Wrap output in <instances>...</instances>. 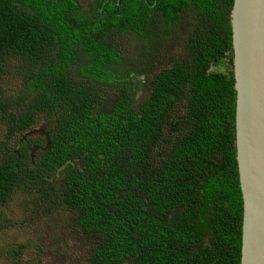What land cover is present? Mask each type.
<instances>
[{
    "label": "trees",
    "instance_id": "obj_1",
    "mask_svg": "<svg viewBox=\"0 0 264 264\" xmlns=\"http://www.w3.org/2000/svg\"><path fill=\"white\" fill-rule=\"evenodd\" d=\"M234 2L0 0V127L10 138L25 133L0 147V232L2 208L17 192L27 195L23 209L38 205L36 190L57 194L51 204L69 212L89 248L85 264H242ZM186 17L185 55L154 71L135 105L145 82L135 66L155 61ZM13 59L28 80L7 98ZM224 59L230 71L218 68ZM109 86L118 89L111 107ZM56 116L49 144L30 134ZM8 252L41 264L22 246Z\"/></svg>",
    "mask_w": 264,
    "mask_h": 264
},
{
    "label": "rangeland",
    "instance_id": "obj_2",
    "mask_svg": "<svg viewBox=\"0 0 264 264\" xmlns=\"http://www.w3.org/2000/svg\"><path fill=\"white\" fill-rule=\"evenodd\" d=\"M90 1L92 0H80L81 4H85L84 6H87ZM191 23L190 17L184 18L176 31H174L170 41L162 45V48L158 47L159 52L156 58H154L155 61L143 59L141 63L135 66L134 73L138 76L137 79L140 77L145 80L144 83L137 81V85L135 86L136 97L140 101L135 103V105L140 104L146 99L149 93L148 82L154 71L170 65V58L176 57L179 59L185 55L184 38L189 31ZM133 38L129 37L124 41L125 44L131 45V50H133L139 41V37L133 36ZM219 64L218 68L222 71L231 70L232 63L228 60L224 59ZM25 70L26 65L22 60L13 59L9 61L6 74L3 78L7 98H12L11 96L17 98L23 94L25 83L28 80ZM213 70L215 69L213 68ZM107 91L111 93L106 98L102 97L107 106L111 107L118 95V89L109 86ZM44 122L45 120L40 117L37 124L29 131L40 128ZM8 128L5 125L0 127V147L3 146L4 142L9 146H14L15 140H19L25 136V133H17L15 137L10 138ZM3 154L4 152L2 151L0 157ZM36 160L38 161V156L35 158V163ZM53 187L54 185H49L50 190ZM33 193L39 202L38 205L30 203L27 208L23 209L21 203L26 193L17 192L10 202L2 208L5 217L3 228L0 232V263L17 264L13 261L8 250L12 245H19L26 249L24 253L25 260H33L35 262L39 259L41 264H85L89 248L86 244H81L80 235L77 234L78 232L71 225L68 217L69 212L60 207V205L54 207L51 204V201L58 202L57 194H36V190ZM48 209H51L53 212L49 213ZM56 227L58 228L56 229ZM39 249L41 254L38 256L36 252Z\"/></svg>",
    "mask_w": 264,
    "mask_h": 264
},
{
    "label": "water",
    "instance_id": "obj_3",
    "mask_svg": "<svg viewBox=\"0 0 264 264\" xmlns=\"http://www.w3.org/2000/svg\"><path fill=\"white\" fill-rule=\"evenodd\" d=\"M231 23L236 148L244 204L242 264H264V0H235ZM56 118L37 131L48 144L46 128L57 124Z\"/></svg>",
    "mask_w": 264,
    "mask_h": 264
},
{
    "label": "clouds",
    "instance_id": "obj_4",
    "mask_svg": "<svg viewBox=\"0 0 264 264\" xmlns=\"http://www.w3.org/2000/svg\"><path fill=\"white\" fill-rule=\"evenodd\" d=\"M55 120V119H54ZM53 120V121H54ZM57 120V119H56ZM50 122H52V121H50ZM49 121L48 122H44L42 125H41V127L40 128H38V129H34V130H32V131H30V132H37L38 130H40L41 128H42V126L44 125V124H47V123H50ZM38 134H40L39 132H37V133H35L34 134V136H37ZM41 135V134H40ZM43 136V135H42Z\"/></svg>",
    "mask_w": 264,
    "mask_h": 264
},
{
    "label": "flooded vegetation",
    "instance_id": "obj_5",
    "mask_svg": "<svg viewBox=\"0 0 264 264\" xmlns=\"http://www.w3.org/2000/svg\"><path fill=\"white\" fill-rule=\"evenodd\" d=\"M48 133V132H47ZM37 136H39L40 138H42V139H44V138H46L45 136H42V135H40V134H38ZM37 150V149H36ZM35 150V151H36Z\"/></svg>",
    "mask_w": 264,
    "mask_h": 264
}]
</instances>
